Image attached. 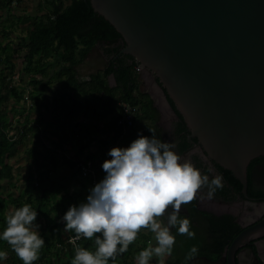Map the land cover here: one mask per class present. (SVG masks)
I'll list each match as a JSON object with an SVG mask.
<instances>
[{
	"label": "trees",
	"instance_id": "16d2710c",
	"mask_svg": "<svg viewBox=\"0 0 264 264\" xmlns=\"http://www.w3.org/2000/svg\"><path fill=\"white\" fill-rule=\"evenodd\" d=\"M34 1L37 2L35 14L21 11L18 15L14 14L12 4L21 0H0V11L7 22V26L0 25V236L7 227V216L29 204L37 212L34 224L45 241L39 259L33 264H71L75 257L74 244L95 252V237L73 240L75 231H65L63 216L71 206L86 202L89 190L104 178L102 165L111 159L108 153L112 148H127L140 135L151 139L149 129H154L156 138L160 139L159 130L152 126L157 112L138 90L137 63L130 56L119 54L123 48L120 35L92 10L89 0ZM24 20L28 24L22 29L23 35H14L15 39L10 40L16 25L24 24ZM95 46L108 59L109 66L90 80H81L75 67ZM18 74L25 85L21 90L13 85ZM110 76L114 86L108 81ZM53 85L60 89L53 92L48 102L44 95ZM24 98L31 101L29 108L6 110L11 99L19 104ZM121 104L137 108L133 125L128 129L118 124ZM170 105L174 107L171 101ZM49 108L54 122L47 120L42 112ZM9 114L21 115L23 121H14ZM176 114L181 120L180 134L186 127L179 113ZM77 116L88 123L76 121ZM28 135L36 141L26 151L29 165L23 183L17 185L20 168L16 172L10 160ZM98 135L104 136L103 140L97 139ZM181 139L186 142L184 136ZM95 143L98 150L85 153ZM68 145L74 151L72 157L68 155ZM87 163L95 171L94 182L80 171L79 165ZM258 165L264 166V156L249 165L248 193H251L252 170ZM151 235L150 230L141 229L128 250L117 254L114 264H137L136 257L149 246ZM0 251L8 254L7 259H0V264H23L2 239ZM109 264H113L111 259Z\"/></svg>",
	"mask_w": 264,
	"mask_h": 264
},
{
	"label": "water",
	"instance_id": "95a60500",
	"mask_svg": "<svg viewBox=\"0 0 264 264\" xmlns=\"http://www.w3.org/2000/svg\"><path fill=\"white\" fill-rule=\"evenodd\" d=\"M89 2L120 35L119 54L155 76L160 104L179 113L190 137L246 193L248 165L264 156V0ZM106 65L95 46L75 71L87 81ZM251 236H264V217L234 239L231 253Z\"/></svg>",
	"mask_w": 264,
	"mask_h": 264
},
{
	"label": "clouds",
	"instance_id": "9594fccd",
	"mask_svg": "<svg viewBox=\"0 0 264 264\" xmlns=\"http://www.w3.org/2000/svg\"><path fill=\"white\" fill-rule=\"evenodd\" d=\"M149 131L151 139L140 135L127 148H112L108 153L111 159L102 165L104 178L89 190L86 202L71 206L63 216L65 231H75L74 240L95 237V252L74 244L71 264H109V259L114 264L117 254L128 250L141 229L154 234L156 246L140 251L137 264H149L153 256L164 264V257L172 254L175 244L171 228L194 238L190 220L180 218L181 206L193 202L204 187L207 199H213L216 190L224 186L223 177L217 174L209 180L190 160L181 163V157L172 150L176 145L161 142L154 129ZM208 170L211 172V167ZM169 207L172 211L165 226L160 218ZM36 217L37 212L24 204L7 216V227L0 236L23 264L37 261L45 244L34 224ZM197 252L192 247L188 258ZM7 255L0 251V259H7Z\"/></svg>",
	"mask_w": 264,
	"mask_h": 264
},
{
	"label": "flooded vegetation",
	"instance_id": "af4514ba",
	"mask_svg": "<svg viewBox=\"0 0 264 264\" xmlns=\"http://www.w3.org/2000/svg\"><path fill=\"white\" fill-rule=\"evenodd\" d=\"M119 43L124 47L122 40ZM97 48L99 49L98 46ZM99 51L102 53L100 49ZM103 57L107 62L106 70L109 63L108 59ZM138 72L140 81L138 90L144 98L151 102L157 112V120L152 126L159 130L161 142L174 143L176 146L172 150L181 157V163L185 159L190 160L202 175L209 176V180L217 174L223 177L224 186L216 190L213 199H207V188L204 187L199 190L193 202L181 206L180 218L190 220V231L194 232L195 236L190 239L186 235H180L177 228H171L170 232L175 237V244L172 254L164 257V264H230V255L235 264H264V236L249 237L231 253V244L234 239L244 231L255 227L264 217V166L258 165L252 170L251 193L247 190L248 176L246 175L247 189L244 193L239 180L215 163L198 140L190 137L187 128L184 132L178 133L181 120L178 116L168 112L160 104V98L153 95L151 89L156 81L155 76L145 69H138ZM78 77L81 80L87 79L86 74L78 75ZM108 81L111 85H115L112 76ZM181 136H184L186 142L181 139ZM209 167L212 169L211 172L208 170ZM233 179L240 185V188L236 186L235 181H232ZM258 193H263V196H259ZM171 211L172 208L169 207L164 216L160 218L165 226L167 216ZM150 242L151 246H156L153 233ZM192 247H196L198 252L189 259L188 253ZM159 259L153 256L149 264H159Z\"/></svg>",
	"mask_w": 264,
	"mask_h": 264
},
{
	"label": "rangeland",
	"instance_id": "374dc122",
	"mask_svg": "<svg viewBox=\"0 0 264 264\" xmlns=\"http://www.w3.org/2000/svg\"><path fill=\"white\" fill-rule=\"evenodd\" d=\"M36 4H37V2L34 1V0H21V2H13L12 9H13L14 14L20 15V13L22 11V12H25V14H27V15H32V14L36 13V8H35ZM0 13H2V12L0 11ZM4 15L5 14L2 13V17L0 19V25H2V24L6 25L7 24V22H4L5 21L4 17H6ZM27 24H28L27 21L24 20V24H21L22 26L19 25L17 27V25H16V28L14 30V34L11 35V37L9 39L10 40L11 39L14 40L15 39L14 35L22 36L23 35L22 34V29H24ZM14 42L17 43V40H15ZM20 80H22V79H21V77H19V74L16 75L14 77V79H13V85L16 88H18V90L23 89V87L25 86L23 82H20ZM59 89H60L59 86L53 85L52 88L49 91L46 92V94L44 96H47V101L48 102H50L52 100V97L54 96L53 92H56ZM27 96H28V94L25 93L24 97H27ZM30 104H31V101H29V99H27V98L25 100L21 101L19 104L13 103V100L11 99L10 102L7 104L6 110L8 111L9 109H11L13 107V108H16L17 110L20 109V111H21L22 108H25V109L29 108ZM51 111H52L51 108H49L48 110H43L42 109L44 117L47 120H50L51 122H54V120H52V118H51L52 117V112ZM9 118H11L14 121H23V118H22L21 115H17L15 117H13L11 114H9ZM77 118L78 119L76 121H82V122L84 121L85 124L88 123V121L87 120H83L82 117H78L77 116ZM101 122L105 123L106 120H102ZM55 125L57 126L58 124H55ZM101 125H103V124H101ZM101 125H100V128H102ZM101 130L103 132V130L105 131L107 129H101ZM65 131L68 133V131H69L68 128H65ZM102 132H99V135L102 134ZM99 135L97 136L98 137L97 139H99V137H100ZM35 141H36L35 138H33L30 135H28V137H26L24 139V141H23L22 145L20 146L19 151L16 154V156L13 159L10 160V163L14 165L15 171L16 170L18 171L19 168H20V170H19L20 171V176L18 178V181L16 182L17 185H21L23 183V181H24L25 172H26V169L28 168V165H29L28 164L29 160H28V156H27L26 151L33 147V144H34ZM89 149L91 150L92 147H89L87 150H89ZM73 154L74 153H73V150H72L71 146L68 145V155L72 157ZM149 245H151V244H149Z\"/></svg>",
	"mask_w": 264,
	"mask_h": 264
},
{
	"label": "built area",
	"instance_id": "2783aa9c",
	"mask_svg": "<svg viewBox=\"0 0 264 264\" xmlns=\"http://www.w3.org/2000/svg\"><path fill=\"white\" fill-rule=\"evenodd\" d=\"M120 107H121V115L120 118L118 119V124L123 129H128L133 125V118L137 112V108L132 107L129 104H121ZM79 167L82 175L92 177L94 182L96 175L94 169L91 167V164L90 163L80 164Z\"/></svg>",
	"mask_w": 264,
	"mask_h": 264
},
{
	"label": "crops",
	"instance_id": "0c3cea01",
	"mask_svg": "<svg viewBox=\"0 0 264 264\" xmlns=\"http://www.w3.org/2000/svg\"><path fill=\"white\" fill-rule=\"evenodd\" d=\"M105 131H107V130H105ZM103 138H104V136H102L101 137V140H103ZM90 147H92V149L90 150H86L85 151V153H90V154H93V153H95L98 149H97V144L95 143V144H92ZM73 153H74V151H73Z\"/></svg>",
	"mask_w": 264,
	"mask_h": 264
}]
</instances>
